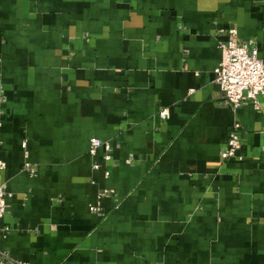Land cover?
<instances>
[{"label": "crops", "instance_id": "1", "mask_svg": "<svg viewBox=\"0 0 264 264\" xmlns=\"http://www.w3.org/2000/svg\"><path fill=\"white\" fill-rule=\"evenodd\" d=\"M231 29L264 60V0H0V250L264 264V96L224 101ZM234 122L241 147L223 160Z\"/></svg>", "mask_w": 264, "mask_h": 264}, {"label": "built area", "instance_id": "2", "mask_svg": "<svg viewBox=\"0 0 264 264\" xmlns=\"http://www.w3.org/2000/svg\"><path fill=\"white\" fill-rule=\"evenodd\" d=\"M236 30L231 29L224 42L219 44L220 60L214 69L215 82L223 94L224 101L234 109L238 108L244 100L257 103L258 96H264V60L258 56V50L251 41L238 43L235 40ZM162 118L167 117L166 111L160 113ZM240 124L234 122L230 131L227 146L222 152V159L229 160L237 155L241 147L239 137ZM102 151L104 162L110 160V144L97 138H91L89 142L88 154L96 156ZM240 159V157H239ZM4 164L0 162V169ZM25 170L29 169V164L24 165ZM98 169L99 165H93ZM105 178L109 172L104 171ZM4 186L0 183V219L7 208V198ZM91 210H99V206L90 207ZM0 264H27L13 259L5 250H0Z\"/></svg>", "mask_w": 264, "mask_h": 264}]
</instances>
